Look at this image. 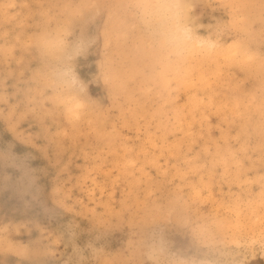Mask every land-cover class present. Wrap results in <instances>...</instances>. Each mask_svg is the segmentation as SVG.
Instances as JSON below:
<instances>
[{
	"label": "snow or ice",
	"instance_id": "snow-or-ice-1",
	"mask_svg": "<svg viewBox=\"0 0 264 264\" xmlns=\"http://www.w3.org/2000/svg\"><path fill=\"white\" fill-rule=\"evenodd\" d=\"M0 70V192L25 217L0 222V264L264 254V0H5ZM73 149L97 166L87 206ZM99 179L138 195L92 208Z\"/></svg>",
	"mask_w": 264,
	"mask_h": 264
},
{
	"label": "rangeland",
	"instance_id": "rangeland-1",
	"mask_svg": "<svg viewBox=\"0 0 264 264\" xmlns=\"http://www.w3.org/2000/svg\"><path fill=\"white\" fill-rule=\"evenodd\" d=\"M5 2V0H1L0 3ZM17 2L22 3V0H18ZM33 2H35V0H33ZM206 19H210V17H205ZM2 71V70H0ZM93 89H97L96 85H92ZM98 90V89H97ZM29 125H26L25 128H29ZM41 163V161H40ZM90 163V161H89ZM70 174L67 177L68 181H74L75 185H79L76 188V192L77 195L79 197V199L83 200L85 205L87 206L89 204V200L86 199V197H89V192H95L96 189L92 188L90 186H86L85 185V181L87 179L81 177V168H80V164L79 161L77 160V158L75 157L74 160L71 159L70 160ZM91 165V163H90ZM48 183L49 185H51L52 183V177L49 176L48 177ZM74 186L73 183H69V188L71 189ZM48 192L51 193V186H49L48 188ZM218 191L216 189L215 194L217 196V198L219 199L218 196ZM100 197V195H93L91 196V199L95 201ZM216 199L212 200L207 198L206 199V203L208 206V210L210 212H213L212 210H214L213 205L215 204ZM16 201L12 198V194L9 192H0V222H2L5 218V214H8V218L10 220H13L15 223H21L24 221L25 217L21 212H17L16 211ZM95 203L91 205L92 208L95 207ZM223 211H227V209H223ZM90 221V222H89ZM87 222L89 224H93V220L92 218H88ZM123 231H116L114 232V234L112 235V240H111V244H112V248L113 249H119L122 243V238H123ZM26 236V235H25ZM61 253L64 254L65 250L63 248L60 249ZM67 256H70V253L66 254ZM251 261L252 264H264V254H256L253 257H251Z\"/></svg>",
	"mask_w": 264,
	"mask_h": 264
},
{
	"label": "bare ground",
	"instance_id": "bare-ground-1",
	"mask_svg": "<svg viewBox=\"0 0 264 264\" xmlns=\"http://www.w3.org/2000/svg\"><path fill=\"white\" fill-rule=\"evenodd\" d=\"M17 1L18 0H12V2H17ZM22 2H24V0H22ZM197 2H201V0H197ZM209 20L205 18L204 22L208 23ZM96 87H97L98 90L102 91V89L99 86L96 85ZM183 102L184 101H182V103ZM133 139H134V137H133ZM75 157L77 158V160L79 161V164H80L81 177L87 179L88 178V174L94 168H96L97 166L92 162L91 159H89V155H88L87 152H84L82 150H76V149H73L72 151H70L68 153V163H70L71 159L74 160ZM89 161H90L91 165H90ZM37 163H40V161H37ZM154 175H155V173H151L150 171L148 172V176L149 177L150 176H154ZM132 183L133 182L130 181L128 185H120L118 187V189H117V188H110V185L105 184L104 180H102V179L97 180V185H99L101 191L99 193L100 197L96 200L94 208L103 209V205L107 204V202H108L107 198H108L109 195L111 196V199H112V205H111L112 208H115V206L120 202V199H121L122 196H129V195L130 196H135V195H138V191L135 188L132 187ZM105 188H110V191L106 193L105 191H103V189H105ZM215 191L213 192V194L209 198V199H212V200L216 199L214 201L215 204L213 205L214 210H212V211L214 213L220 214L223 217L231 218L232 210L221 206V202L223 201L224 197L220 193V190L217 189V191L219 192L218 193L219 199H218L216 194H215ZM102 197H103V199H102ZM223 209H227V211H223ZM117 211H118V209H117ZM239 211L242 212L243 210H239ZM65 222L66 221H61V223H65ZM93 223H94V221H93ZM24 238L27 239V236H25ZM0 258H4V257H0ZM8 259H13V258L8 257Z\"/></svg>",
	"mask_w": 264,
	"mask_h": 264
}]
</instances>
